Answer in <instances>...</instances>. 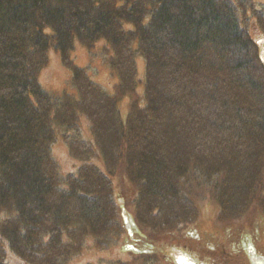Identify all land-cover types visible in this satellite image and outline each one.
<instances>
[{
	"label": "trees",
	"instance_id": "16d2710c",
	"mask_svg": "<svg viewBox=\"0 0 264 264\" xmlns=\"http://www.w3.org/2000/svg\"><path fill=\"white\" fill-rule=\"evenodd\" d=\"M242 10L234 0H0V264L8 252L18 264H67L86 243L107 246L121 209L148 245L181 235L210 264H251L250 249L264 258V8L251 20ZM99 40L118 81L111 94L72 55L75 42L91 54ZM50 48L73 92L38 83ZM57 138L79 161L74 173L59 175Z\"/></svg>",
	"mask_w": 264,
	"mask_h": 264
},
{
	"label": "rangeland",
	"instance_id": "374dc122",
	"mask_svg": "<svg viewBox=\"0 0 264 264\" xmlns=\"http://www.w3.org/2000/svg\"><path fill=\"white\" fill-rule=\"evenodd\" d=\"M242 2L244 17L251 20L250 13L256 8H264V0H234ZM127 29L131 25L124 23ZM259 48L260 56L264 53V35L255 39ZM103 41L99 40L95 44V49L91 54L86 52L84 47L78 42L74 44L72 52L75 65L86 70L91 80L99 84L103 90L111 94L113 85L116 84L117 77L106 63L107 54L102 51ZM136 64V91L140 95L142 93V82L144 78V60L140 54L135 55ZM70 71L60 61L58 53L52 48L47 51V63L43 66L37 76L38 83L47 92L59 95L62 91L73 92L70 84ZM127 99L122 98L118 102V108L122 114L125 113ZM83 122L87 124L86 120ZM87 136V134H86ZM82 137L83 139H86ZM51 153L58 164V172L60 176H65L74 173L79 164L78 160L70 157L67 146L59 138L52 144ZM100 170L105 171V167L101 160L93 158L90 160ZM115 184V178L112 179ZM114 189V186H113ZM116 203L122 207L123 197L119 196V189L115 187ZM118 195V198H117ZM204 209L208 210V205L213 206L204 200ZM122 227L123 229L113 235L111 242L104 247H94L92 243H86L84 250L73 257L67 264H142L143 257L140 253L154 254L152 264H210L208 258H202L196 255L194 251H190L182 247L180 239L181 235H177L170 240L159 241L155 238L150 241V245L145 241L141 242L134 233L132 219L129 217L126 209H121ZM210 232V230H208ZM198 236V231L195 229L188 233L189 238ZM7 253V251H6ZM251 264H264V258L253 253L250 249L247 252ZM6 264H18L19 259L11 253L5 256Z\"/></svg>",
	"mask_w": 264,
	"mask_h": 264
}]
</instances>
